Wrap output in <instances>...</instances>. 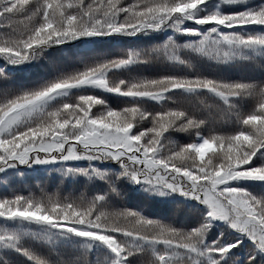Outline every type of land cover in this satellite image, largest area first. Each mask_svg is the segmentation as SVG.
<instances>
[{
	"label": "snow or ice",
	"instance_id": "snow-or-ice-1",
	"mask_svg": "<svg viewBox=\"0 0 264 264\" xmlns=\"http://www.w3.org/2000/svg\"><path fill=\"white\" fill-rule=\"evenodd\" d=\"M210 3L0 0V59L5 61L0 67V174L5 182L16 183L7 170L21 165L115 161L121 177L147 191L178 192L208 209L199 226L185 230L111 204L112 193L122 199L114 187L118 178L109 181L107 193L91 196L42 187L27 194L13 190L0 195V264H225L240 241L208 243L207 233L217 220L264 252V196L238 185L241 180L264 182V81H226L199 73L115 78L152 62L192 68L185 50L218 63L264 56V0L232 11L223 8L248 0H218L214 9L206 7ZM248 26L261 31L239 30ZM167 29L198 39L180 45L169 38L114 58L102 52L78 54L71 69L57 68L53 78L34 86L10 80L5 70L39 61L47 49L72 41L96 43ZM258 67L264 70V63ZM89 90L125 97L126 103L113 107ZM145 101L160 107L149 110ZM238 101L251 107L244 110ZM225 124L231 125L227 131ZM171 132L192 140L180 144ZM65 174L90 180L107 176L93 166L66 167ZM28 238L49 250L31 247ZM60 239L77 242L71 253L55 247Z\"/></svg>",
	"mask_w": 264,
	"mask_h": 264
},
{
	"label": "trees",
	"instance_id": "trees-1",
	"mask_svg": "<svg viewBox=\"0 0 264 264\" xmlns=\"http://www.w3.org/2000/svg\"><path fill=\"white\" fill-rule=\"evenodd\" d=\"M260 2L261 0H248V3L243 5H225L223 10H244L245 8H252ZM217 5L218 0H211V3L206 7L214 9ZM194 27L206 30L209 26L194 25ZM239 30L245 32L261 31L257 26H248ZM169 38L175 39L180 45L198 39V37L180 35L167 29L153 32L149 35L141 34L134 37L107 38L96 43L77 40L59 48L47 49L39 61L16 66L7 65L5 70L10 80L25 86H34L44 80L53 78L57 68L71 69L74 66L73 60L78 54L94 55L102 52L108 58H114L128 50H145L164 44ZM183 55L189 59L192 68L166 61L152 62L134 65L117 73L115 78H127L129 76L158 77L165 74L194 76L199 73L209 78L226 81H264V70L258 67L259 63H264V56H256L255 60L237 59L228 63H218L190 50H185ZM0 67H5V61L2 59H0ZM89 91L97 95H103L108 104L113 107L123 106L126 103L127 98L125 97L113 96L96 90ZM170 95L182 98L179 93ZM144 103L149 110H157L160 107L151 101H145ZM238 103L242 104L244 110L251 107L249 102L238 101ZM169 106L172 105L169 103ZM223 128L227 131L231 128V125L225 124ZM169 135L180 144L192 140L190 135L182 132H171ZM89 166L103 170L107 174L106 178L99 179L94 177L90 180L83 175L65 174L66 167L88 168ZM7 171L15 175L17 181L12 186H9L5 182L4 174H0V195L10 194L13 190L27 194L29 190L38 191L39 187L46 188L50 192L59 189L64 195H79L84 191H87L90 196L105 194L109 191V181L118 178V182L115 183L114 187L121 193L122 199L116 196L115 193H112L109 197L110 203L116 207H127L139 211L151 219L160 220L185 230L199 226L204 221L208 211L204 204L178 192L159 195L158 193L147 191L145 185L134 183L127 177H121L120 165L115 161L89 162L87 160H79L66 163L21 165L17 169H8ZM238 185L253 195L264 196V182L241 180ZM30 228L33 231H41L36 225H31ZM215 240H220L223 244H236L237 241H240L237 247L233 248L229 253V258L225 261V264H250V257L253 255H255V259L251 260V264H264V252L256 251L255 245L247 236L230 228L225 222L215 221L208 231L207 242L211 243ZM26 243L42 252L49 250L43 243L32 238H28ZM75 243L77 242L60 239L55 247L63 253H71ZM13 258L20 261L24 260L23 257H16L15 255H13Z\"/></svg>",
	"mask_w": 264,
	"mask_h": 264
}]
</instances>
